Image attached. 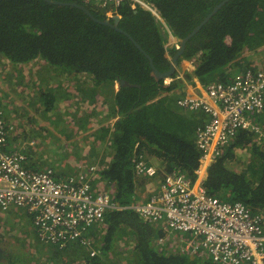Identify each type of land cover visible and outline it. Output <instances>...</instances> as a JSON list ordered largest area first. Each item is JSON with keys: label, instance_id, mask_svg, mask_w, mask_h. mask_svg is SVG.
Masks as SVG:
<instances>
[{"label": "trees", "instance_id": "trees-1", "mask_svg": "<svg viewBox=\"0 0 264 264\" xmlns=\"http://www.w3.org/2000/svg\"><path fill=\"white\" fill-rule=\"evenodd\" d=\"M59 1H76L96 17H107L95 2ZM146 1L157 8L180 41L222 0ZM118 12L119 27L146 50L158 70L168 71L177 49L166 47L167 34L155 16L141 6L132 7L130 2L122 3ZM263 46L264 0H229L188 40L179 62L195 58L194 74L204 85L214 80L227 82L232 78L231 73H227L232 64L239 62L246 50L257 51ZM0 57L14 67L39 59L62 74L84 75L77 78V87H87L82 98L91 99L94 105L88 111L92 114H96L95 106L101 104L97 95L102 94L106 104L112 100L110 113L115 111L118 119L112 127L101 128V137L111 134V152L105 153L98 164L97 180L112 185L114 199L120 203H130L137 198L136 152H145L148 159L158 158L162 167L159 173L180 168L195 177L202 154L196 145V132L208 117L203 111L190 113L177 105L178 96L169 93L183 85L182 79L176 78L178 73L169 84H165V79H158L149 58L125 33L98 23L77 7L51 4L46 0H0ZM34 70L39 71V68ZM185 78L191 79L190 72L186 71ZM120 79L128 85L119 84L115 91L113 84ZM89 82L94 87L86 86ZM109 83L114 94L110 95L111 100L105 93ZM62 91L59 85L54 95L46 94L41 98L46 110L57 111L51 105ZM64 93L66 99L72 97ZM263 113L255 114L257 124H264V116L260 119ZM88 118L89 115L80 117L77 122L86 126L84 121ZM239 149H246L249 158L239 162ZM109 153L112 158L106 162ZM231 162L238 167L231 166ZM205 187L213 195L241 200L252 212L264 215V147L254 131L242 128L220 147L208 168ZM99 228L92 234H103L100 255H91L77 242L88 264H101L114 238L126 233L135 242L128 253L136 260L129 261L132 264H221L200 251H169L159 245L158 239L165 237L166 231L145 221L133 210L108 212ZM88 237L91 239V232Z\"/></svg>", "mask_w": 264, "mask_h": 264}, {"label": "built area", "instance_id": "built-area-1", "mask_svg": "<svg viewBox=\"0 0 264 264\" xmlns=\"http://www.w3.org/2000/svg\"><path fill=\"white\" fill-rule=\"evenodd\" d=\"M84 1L95 2L110 18L120 16L118 10L124 2L134 8L141 6L163 26L168 37L166 47L180 48L171 27L146 0ZM181 76L177 74L176 78L186 80L185 74ZM172 79L166 77L165 84ZM176 102L185 111H203L208 117L196 132V145L202 154L195 177L180 168L159 173L162 167L151 162L145 152H136V177L159 174L160 184L148 199L135 198L130 203L114 199L113 186L104 181L102 188L95 186L99 183L98 164L63 176L56 175L51 167L27 166L28 155L23 148H10L16 125L0 106V210L23 207L38 239L57 248L71 242L91 247L93 241L88 234L95 224L105 221L108 212L133 210L173 235L184 251L203 252L221 264H264V215L252 212L241 200L213 195L205 187L208 168L220 147L240 129L260 135L259 142L264 138L263 128L255 122V114L264 111V59L260 67H248L227 82L211 81L202 92L186 89ZM159 241H165V237Z\"/></svg>", "mask_w": 264, "mask_h": 264}, {"label": "rangeland", "instance_id": "rangeland-1", "mask_svg": "<svg viewBox=\"0 0 264 264\" xmlns=\"http://www.w3.org/2000/svg\"><path fill=\"white\" fill-rule=\"evenodd\" d=\"M1 59H3V57ZM256 59L263 61L264 57L262 58L261 55H258L256 56ZM6 61L7 60H5L4 62L0 61V106H2L5 110H8L11 107L14 108L13 110L17 112L19 118L21 119V125L16 126V132L18 135L17 139L15 140V143H12V146L10 148H23V150L28 155L27 166H34V168L38 169L52 167L56 169L60 174H76L84 168H88L91 164H100L99 159L101 160L103 158V155L105 153L107 154L108 152H111V150H108L107 146L104 147L103 145L99 146L100 149L98 148L97 139H99V137L96 138V141H92L90 138L91 134L88 133L85 134L83 139L75 137L80 132L79 130L75 129V127L88 130L92 127L90 118L93 117V120H95L97 117L96 114L89 113L90 111L88 110H83L81 105L74 110L61 109L64 106L63 100L67 98L66 93H62L59 97H57V100L54 101V104L51 105L52 107L55 106L57 108L59 112H54L58 113H53L51 110L43 109L45 108V106L43 107V105L46 104H42V102L38 105H42L43 108H41L40 106H36L34 107V109L37 114L35 112H32V110L29 108L30 105L25 102V98L23 99V101H21L20 98H18L17 100H12V97L10 95H14L13 89L18 90V87L21 91L23 87L27 86L29 91H32L33 83L26 82L24 79L22 81L21 77L19 78V86L17 85V87H14V85H16V82L13 80V77L15 75L12 74L13 72L12 70H10L11 68L6 66ZM20 68V72L19 70H17L18 75L26 74L28 77H30L31 80L32 78H34L33 75H38L42 79V75H47L46 77H50V75L60 76L62 74L57 69L51 67L43 61L41 62L38 59L33 60L28 64H24L23 66H20ZM36 68H39V71H35L34 69ZM63 76L64 77L57 79V81L61 82L62 79H66L67 77H70L72 75L64 74ZM79 76L80 75L72 77L76 78L77 80ZM5 78L9 82L10 88L4 85L3 81L5 80ZM40 89L44 90L42 88V85L38 89V91H36V94H33L31 96L30 101L35 100L36 97L42 98L45 97L46 94L52 95L53 93L54 95L57 92V87L55 89L50 88L43 93ZM21 96H24V94L22 93ZM110 102H112V100ZM60 105H62L61 108L59 107ZM31 113L32 115H30ZM41 115H43V118L46 121H55L57 124H60L62 130L58 129L56 131L57 135H55L53 133L55 129L50 128L49 131H46L45 128H43L42 130L36 132V135V133L33 131V128L36 127V117L40 118ZM79 115H81V117L83 118H86V116L89 115V118L84 121L86 126H81L77 122V120L80 118ZM37 127L41 126L38 124ZM34 134L37 136V138L36 136H34ZM259 138L261 137L257 134V139L260 140ZM261 144L264 147V138H262ZM72 155L74 156V158L72 157ZM237 156L239 162H242V160H246L249 158V152L246 149H239L237 150ZM106 158L111 159L112 154L109 153L108 155H106ZM150 160L155 165L157 164V158L153 157L150 158ZM230 165L235 166L236 163L231 162ZM235 167H238V165ZM152 180H154L155 182V188H153L152 192H155L159 188L160 178L153 177ZM101 182L103 181L99 180V183H95V186H100ZM144 190L145 187L142 189V191ZM95 191H98L97 188H95ZM137 197L139 196L137 195ZM0 217L2 218L0 221H3V224H0V264H31L32 259L34 260L35 258L33 251L38 250V248H36V246L34 245V239L38 238L36 236V230L34 231V226L32 227L26 211L21 206H12L9 207L7 211L0 210ZM122 236L125 239H129L130 234L126 233ZM178 238L179 236L177 237V239ZM130 244L128 246H130ZM181 247V242H177L176 245L173 246L167 245L169 251L178 252L179 250H182ZM129 250L126 253L124 262H136L135 258L131 259L128 255Z\"/></svg>", "mask_w": 264, "mask_h": 264}, {"label": "crops", "instance_id": "crops-1", "mask_svg": "<svg viewBox=\"0 0 264 264\" xmlns=\"http://www.w3.org/2000/svg\"><path fill=\"white\" fill-rule=\"evenodd\" d=\"M258 55H261L262 58L264 57V46L261 47L260 49H258L257 51L256 50H246L241 55V57L238 59L239 62L233 63L232 66L229 68V71L227 73H231V75L233 77L234 75H236L239 72L244 71L248 67H252V66L253 67H260L262 60L256 59V56H258ZM1 58H0V61H2V62L7 60L5 58H3V59H1ZM6 62H7V63H5L6 66L10 67L11 68L10 70H12V72H13L12 74L15 75L13 77V80L16 82V85H14V87H17V85L19 86V78H21V77H22V81L24 79L26 82H32L33 83L32 91H29L27 86L23 87L21 91L19 90V87H18V90L13 89L14 95H10L12 97V100H17L18 98H20V100L23 101V99L25 98V102L30 105L29 108L32 110V112H35L34 107H36V106H40L41 108L44 107V105H43V107H42V105H38V104H41V102H42L41 97H36L35 100L30 101L31 96L33 94L34 95L36 94V91H38V89L41 87V85H42V88L44 89V90L40 89L42 91V93L46 92L50 88L55 89L57 87V89H58L59 85H61L63 91L61 93H59V96L62 93H64L65 91L72 95L71 98L63 100L64 106L62 108H61L62 105L59 106L63 110H68V109L74 110V109H77L78 107H80V105L82 106L83 110H89L90 107H93L94 104L91 103V99H89V98L83 99L82 98V95L84 94V92H86V90H84V88H87V87L84 86V87L79 89L77 87V85H78L77 81L78 80H76V78H73L74 76L73 77L70 76V77H67L66 79H62V81L60 82V81H57V79L64 77L63 76L64 74L63 75L61 74L60 76L50 75V77H46L47 75H45V76L42 75L41 76L42 79L40 78V76L33 75L34 78H32V80H31L30 77H28L26 74L18 75V73H17V70H19L20 66H23L24 64H19V65L14 67V65H12L11 62L8 63V60ZM25 64H28V63H25ZM195 66H196L195 58L194 59H188V60L184 59L178 63V65L176 66L177 73L182 75L181 77H183L184 74L186 73V71L190 72L191 79L189 81H186L183 77V81H184L183 85L178 87L176 90L172 91L171 93H169L170 95H172L174 97H176V96L179 97L184 93V91L186 89L192 90L194 88L200 92L204 91V84L194 74ZM79 78H84V76L80 75ZM64 82H68L70 85L68 83H64ZM3 83L5 86H8L10 88V84L6 80V78L3 81ZM86 86L94 87V85L90 84V82H89V84H86ZM113 86H114V90L117 91L119 88V83L115 82L113 84ZM98 91H99V88H98ZM21 92L24 94V96H21L22 95ZM106 92L108 94L109 99L110 100L113 99L114 94L112 92V87H111L110 83H109V87H107L105 89V93ZM101 95L102 94L97 95L98 96L97 100H100V102H101L100 107L95 106V110L93 111V112L96 111L97 117L95 120H93L94 119L93 117L90 118L91 123H92V127L89 128L88 130H84V129H80L78 127H75V129L80 131L75 137L83 139L85 134H87V133L91 134L90 138L92 141H96V138L99 137V139H97L98 148L100 145H103L104 147L107 146L108 150H111L109 147L111 134H108L107 136L101 137L102 136L101 128L102 127L106 128L109 126L112 127L114 125V123L116 122V120L118 119V115L115 114V111H114L115 115L113 113H110V109L113 108V106H112L110 101H108V103L106 104L104 101V99H105L104 96H101ZM110 95H113L112 98ZM42 104H43V102H42ZM9 105H11V104H9ZM13 109L14 108L11 107L8 110H6V113L8 115V119L10 121L14 120V122L16 123V126L17 125L20 126L21 125V119L19 118L17 112H15ZM43 109H45V108H43ZM52 112L58 113L59 111L58 112L52 111ZM189 112L190 113H196V111H189ZM89 113H92V112H89ZM30 115H32V113ZM79 116L81 117V115H79ZM263 116H264V113L260 116V119ZM61 117H62V114H61ZM36 121H37L36 127L33 128V131L35 133L38 132L39 130H42L43 128H45L46 131H49L50 128H53V129H55L53 131V133L55 135H57L56 131L58 129H61L60 124H57L55 121L49 122V121L44 120L43 115H41L40 118L36 117ZM199 123H200V121H199ZM38 124L41 127L42 126H44V127H42V128L37 127ZM258 124H260L264 130V124H261V123H258ZM201 125L202 124L200 123V126ZM36 135H37V133H36ZM36 135L34 134V136H36ZM17 136L18 135H17L16 128H15V131L10 136V147L12 146V143H15ZM36 138H37V136H36ZM72 157L74 158L73 155H72ZM102 160H103V158L101 160L99 159L100 162ZM109 160L110 159L105 158V161H109ZM156 162H157L156 165H158V166H159V164H161L159 159L156 160ZM32 167L34 168V166H32ZM36 169H38V168H36ZM54 170H55L56 175H58V176L70 174V173L69 174H60L56 169H54ZM158 176H156V177H158ZM137 181H139V188H137V195L139 197H137V198L148 199L149 196L152 194L153 188H155L154 180H152V178L139 177V178H137ZM99 187L100 188L103 187V182H101ZM144 187H145V190L142 191V189ZM1 219L2 218L0 217V220ZM29 219H30L31 225L33 227L34 225H33V222L31 220L30 216H29ZM0 224H3V221H0ZM99 226H100V223H97L91 229V235H92L91 239L93 241L92 246L91 247L85 246V248H84L90 253H91V250L94 249L96 251V253H98V255H100L102 253V249H103V236H102L103 234H94L93 235L92 232H98L100 230ZM33 229L35 231L34 227H33ZM172 236L173 235H171L169 232L166 231L165 241L160 242L158 239V244L161 246H165V247H167V245H171V246L176 245L177 241L172 239ZM34 240H35L34 245L36 246V248H38V250L33 251L35 258H34V260L32 259L31 264L32 263H34V264H88L84 254H83V251L81 250L80 244L77 242H71L64 248H57V247H55L49 243H43L39 239H34ZM166 243H170V244H166ZM129 244H130V246H128ZM134 245H135V242L130 237H129V239H125L123 236L120 238L115 237L113 240L111 248L108 250V255L102 257L101 264H132L130 262L125 263L124 259L126 257L127 251L129 249H130L129 251H131V249L133 248ZM102 255H104V254H102Z\"/></svg>", "mask_w": 264, "mask_h": 264}, {"label": "water", "instance_id": "water-1", "mask_svg": "<svg viewBox=\"0 0 264 264\" xmlns=\"http://www.w3.org/2000/svg\"><path fill=\"white\" fill-rule=\"evenodd\" d=\"M46 1L51 3V4L64 5V6L68 5V6L77 7L79 9L85 11L92 19H94L98 23L108 25V26L113 27L114 29H116L120 32L125 33L126 35H128L132 39V41L139 47V49L149 58L152 69H153L155 75L157 76V78L158 79H164L166 77L172 76L175 73L176 66L178 65L179 59L185 51L186 44H187L188 40L190 38H192L201 29V27L206 22H208L210 20V18L229 0H222L221 2L216 4L215 7L212 9V11H210L204 17V19L193 29V31H191L186 37H184L183 39L180 40V48L176 51V53L172 57L170 69L168 71H165V72H161L160 70H158V68L154 64L153 58L146 52V50L141 47V45L136 41V39L132 35H130L128 32L122 30L119 27L120 16L116 15L112 18L106 17L104 19H100V18L96 17L90 11L89 8H87L85 5L80 4L76 1H67V2L66 1H59V0H46ZM119 84L120 85H128L127 81H125L123 79L119 80Z\"/></svg>", "mask_w": 264, "mask_h": 264}, {"label": "clouds", "instance_id": "clouds-1", "mask_svg": "<svg viewBox=\"0 0 264 264\" xmlns=\"http://www.w3.org/2000/svg\"><path fill=\"white\" fill-rule=\"evenodd\" d=\"M107 17H108V16H107ZM177 50H178V49H177ZM175 73H176V71H175ZM175 73H174V74H175ZM174 74H173V75H174ZM173 75H172V76H173ZM172 76H170V77H172ZM164 79H165V78H164ZM98 178H99V177H98ZM98 181H99V180H98ZM90 232H91V231H90ZM90 232H89V233H90Z\"/></svg>", "mask_w": 264, "mask_h": 264}, {"label": "bare ground", "instance_id": "bare-ground-1", "mask_svg": "<svg viewBox=\"0 0 264 264\" xmlns=\"http://www.w3.org/2000/svg\"><path fill=\"white\" fill-rule=\"evenodd\" d=\"M152 7H153V6H152ZM153 9H154V7H153ZM159 20L162 21V19H160V18H159Z\"/></svg>", "mask_w": 264, "mask_h": 264}]
</instances>
